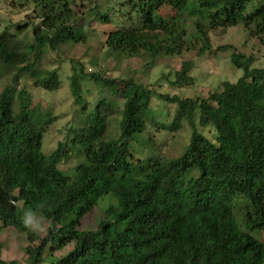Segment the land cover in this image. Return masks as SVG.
<instances>
[{"label":"trees","instance_id":"trees-1","mask_svg":"<svg viewBox=\"0 0 264 264\" xmlns=\"http://www.w3.org/2000/svg\"><path fill=\"white\" fill-rule=\"evenodd\" d=\"M24 1L35 13L36 23L29 25L33 42L21 44L7 30L0 33V66L12 73L0 91V226L27 232L31 244L20 211L48 223L38 245L24 248L27 264H42L45 250L69 244L66 255L48 264H264V240L250 234L264 232V52L262 66L252 67V57L227 46L229 62L241 75L234 83L221 82L206 98L157 96L176 105L180 120L186 112L190 128L183 152L169 159L133 157L131 143L140 141L150 91L132 78L105 79L77 64L68 77L74 104L82 102L80 79L111 93L123 84L118 134L105 139L87 114L80 128L66 129L63 140L44 154L42 135L51 117L35 113L24 83L57 90L56 72L39 69V57L82 40L71 5L84 0ZM187 4L193 5L189 18L207 13L205 29L185 24L181 8ZM94 17L115 24L104 46L123 58L179 55L190 40L201 44L197 54L202 55L209 49L208 32L234 26L264 49V0H126ZM25 25L14 28L20 32ZM190 68L183 62L173 84L185 81ZM103 102L96 115L106 114L100 110ZM72 151L79 152L80 161L61 171L59 163ZM104 196L115 205L95 230H78Z\"/></svg>","mask_w":264,"mask_h":264},{"label":"rangeland","instance_id":"rangeland-1","mask_svg":"<svg viewBox=\"0 0 264 264\" xmlns=\"http://www.w3.org/2000/svg\"><path fill=\"white\" fill-rule=\"evenodd\" d=\"M124 1L126 0H97L96 3L94 0H84L71 5L78 21L76 26L82 27V40L75 44L63 45L56 51L45 50L38 61V68L42 71L56 72L59 80L57 90L46 92L34 88L31 80L25 81L24 86L27 88L35 113L39 116L47 112L51 117V122L42 135L44 154L53 150L56 144L63 140L66 136V129L80 128L81 120L87 114L92 115L97 131L105 139L116 137L118 134L117 122L122 110L123 84L120 83L116 92L111 93L92 81L80 79L78 83L82 102L74 104L69 90L68 77L71 75V67L77 69V64H80L86 73L94 72L105 79L127 80L132 78L150 91L148 112L145 116L144 130L139 135L140 141L135 140L131 143L133 157L139 159L153 155L161 159L176 158L188 144L190 128L185 121L186 112L181 115L180 120L176 105L159 100L158 95L177 96L180 99L206 98L209 91L220 90L221 82L234 83L240 77L241 71L230 64L231 49H227V46L245 57H252V67L262 66L263 47L259 46L253 37L248 36L240 26L208 32L209 49L202 55L197 54L201 44L194 40L184 43L182 53L179 55L159 56L152 60L143 57L123 58L110 53L104 46V41L106 35L115 29V24L100 23L94 16L96 13L104 14L109 8L116 9L118 3ZM192 7V4H187L181 8L185 24L188 26L196 24L205 29L208 25L207 13L201 10L197 15L189 18L186 15ZM161 12L167 13L168 10ZM34 15L30 2L0 0V33L7 30L19 43H32L30 26L36 23L33 20ZM23 24L26 25L22 27V30L16 32L14 26L21 27ZM187 61L191 63L188 78L181 84L174 85L176 72L181 64ZM11 74L6 67L0 66V91L8 85ZM16 88L19 89L20 85L18 84ZM100 100L104 101L100 110H104L105 115L104 113L96 115L95 108ZM196 130L205 137H210V132L207 130H202L199 126ZM79 161V152L72 151L69 158L59 163V169L69 172ZM189 175L194 176L195 174L192 172ZM114 203L110 197H102L83 216L78 230H95L97 224L103 220L106 209L115 205ZM14 205L21 208L20 202H15ZM20 215L21 222L28 233L33 236V241L28 244L27 232L0 226V260L4 264L11 261L14 264H27L24 248L27 245L37 246L48 225L46 221L29 210L20 211ZM250 234L259 240H264V232ZM72 247L73 244H69L52 253L45 250L40 261L42 264H48L66 255Z\"/></svg>","mask_w":264,"mask_h":264}]
</instances>
